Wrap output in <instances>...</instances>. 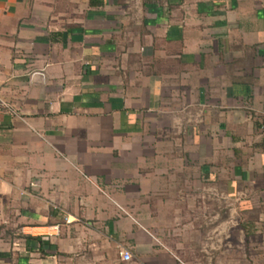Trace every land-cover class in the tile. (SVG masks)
<instances>
[{"label": "crops", "instance_id": "obj_1", "mask_svg": "<svg viewBox=\"0 0 264 264\" xmlns=\"http://www.w3.org/2000/svg\"><path fill=\"white\" fill-rule=\"evenodd\" d=\"M0 95V264H182L174 173L264 202V0H0Z\"/></svg>", "mask_w": 264, "mask_h": 264}, {"label": "rangeland", "instance_id": "obj_2", "mask_svg": "<svg viewBox=\"0 0 264 264\" xmlns=\"http://www.w3.org/2000/svg\"><path fill=\"white\" fill-rule=\"evenodd\" d=\"M189 175L174 173L142 199L158 254L182 264H264V202L246 199L241 184L230 194L228 183Z\"/></svg>", "mask_w": 264, "mask_h": 264}, {"label": "built area", "instance_id": "obj_3", "mask_svg": "<svg viewBox=\"0 0 264 264\" xmlns=\"http://www.w3.org/2000/svg\"><path fill=\"white\" fill-rule=\"evenodd\" d=\"M11 105L9 102H7L4 98L1 97L0 95V112H12L11 111ZM121 258L122 260L128 261L131 259V254L128 251H122L121 252Z\"/></svg>", "mask_w": 264, "mask_h": 264}]
</instances>
